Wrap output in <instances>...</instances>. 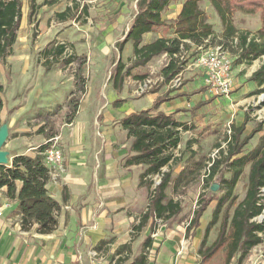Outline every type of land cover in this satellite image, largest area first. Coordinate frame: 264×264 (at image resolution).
<instances>
[{
  "label": "rangeland",
  "instance_id": "obj_1",
  "mask_svg": "<svg viewBox=\"0 0 264 264\" xmlns=\"http://www.w3.org/2000/svg\"><path fill=\"white\" fill-rule=\"evenodd\" d=\"M183 1L172 0L164 12L163 16H168L165 19L169 24H174L173 16L176 15V10ZM136 2L137 0H37L39 7L31 22L28 16L29 0H23L20 27L12 54L4 63L0 62V83L3 84L2 98L6 104L8 119H12L14 115L16 116L15 126L36 129L30 133L33 135V144L38 146L37 150L43 144H49L48 140L55 136H59L60 143H65L70 149L71 145L75 144L74 129L71 127L76 125L73 122H75L77 111L84 107L86 102L90 103L93 98L95 99V96L98 98L100 95L103 102L109 98L107 84L114 85L111 75L120 57L128 65L134 64L133 44L127 43L121 51L118 43L125 37L138 11ZM200 7L214 29V34L209 37L210 41L206 43V47L222 44L233 58L236 85L229 96H218L221 97L220 99L224 98L227 101L226 104L233 102L238 105L234 104V108L225 110L224 106L227 107V105H223L221 100V104L212 109H206L201 116L198 115L197 119H189L191 129L184 131L182 134L184 142L176 150L174 161L163 169L172 172V179L184 171V177L181 178L176 191H173V183H170L167 188L168 193L181 203L183 210L178 217L184 222L191 221L194 212L201 206V198L207 199L211 197L212 192L216 193V197L201 217L200 224L204 225L203 234L212 218L219 197L225 191L223 177L230 179L237 167L231 164L233 157L226 159L228 136L232 133L231 125H240L246 113L250 117L244 135L262 124V130L252 137L244 153L260 145L264 137V92L254 95L249 94L252 90L241 92L238 97L228 101L233 93L242 88L245 72L249 74L256 71L264 63V56L241 68L236 63L237 38L232 39L223 35L222 21L210 1H202ZM62 13H66V16L63 17ZM233 17L235 25L240 30L256 33L262 25L260 13L250 15L237 11ZM173 31V28L160 27L157 29V35L174 37ZM186 42L190 46L184 48L180 56L184 64L199 53L197 45L191 40ZM59 45L65 46L62 53L57 52ZM48 50L56 52L48 53ZM169 58V55L165 58L156 56L146 66H131V78L141 74L153 77L158 75L170 61ZM49 61H52L51 69L46 68V63ZM196 74L203 76L202 73L196 72ZM185 75L186 78L179 87L188 80L189 71H186ZM128 78L129 76L126 79ZM163 86L164 83H161L150 91ZM203 86L198 81L192 92H201L204 90ZM145 94L136 95V97L143 96L139 106L146 101ZM70 96L74 102L68 100ZM194 102L193 106L198 105L195 100ZM8 119L3 123L0 119L1 126L4 123L8 124ZM15 126L9 128L8 142L4 145L6 149L19 145V135L14 132ZM119 135L121 141L119 145L127 144L129 137L125 138V132ZM96 136L101 135L98 133ZM101 139L105 142L104 138ZM214 153H216L215 159L221 162L215 176L208 182V172L211 167L209 163L212 162ZM249 170L250 164L246 165L236 185L237 200L230 210L231 215L236 205L246 195ZM153 179L155 182L159 176L156 174ZM154 187L155 184L150 191ZM260 194L261 203L264 204V187ZM221 218L211 230L209 244L213 243L218 236ZM253 220L257 222L264 220V208L262 213ZM238 257V254L235 255L230 264H239ZM258 263H264V242L262 245L253 247L242 264ZM208 264H225V249H221Z\"/></svg>",
  "mask_w": 264,
  "mask_h": 264
},
{
  "label": "crops",
  "instance_id": "obj_2",
  "mask_svg": "<svg viewBox=\"0 0 264 264\" xmlns=\"http://www.w3.org/2000/svg\"><path fill=\"white\" fill-rule=\"evenodd\" d=\"M181 8L182 5L173 16L175 21ZM157 29L145 33L143 43L163 37L157 35ZM173 34L175 35L174 31ZM127 43L133 44L132 41ZM167 55L163 53L159 56L165 58ZM238 65L241 68L246 66L245 63ZM196 72L202 73L199 70L189 72L188 80L181 87L170 88L164 83L162 88L146 93V101L140 106L143 96L136 97L135 88L141 78H131V75H128V79V76L125 77L120 89L115 88L112 83L107 84L109 98L105 102L100 95L98 98L95 96L90 103L86 102L77 111L73 122L76 125L71 127L74 129L75 144L70 149L65 143L62 144L66 172L58 177L51 176L47 184L49 193L62 206L57 228L46 234L39 233L37 225L28 231L22 230L19 216L13 213L18 201L7 196V187L0 188V264H78L81 257L84 264H141V255L146 257L143 264H198L204 225L192 228L187 235L189 221L184 222L178 217L183 208L170 218L154 220L151 216L142 227L139 226L151 198L150 188L146 184H140L141 174L148 165L126 164L128 157L134 154L130 151L133 137L128 135L121 123L124 117L150 108L158 96L167 93L170 98L162 102L154 113H174L175 120L187 125L190 124L189 119H197L206 109L221 104V100L225 105L227 101L213 95L205 83L204 75L199 76ZM253 72H245L242 88L233 93L228 101L238 97L241 92H249L257 87L250 80ZM198 81L204 85V90L192 92ZM71 99L72 96L68 100ZM118 100L122 101L121 104L114 105ZM194 100L198 105L193 106ZM234 104H226L224 109L230 110L238 105ZM6 110L4 102L0 113L2 123L8 119ZM15 117L13 115L12 119H8L9 128L15 126ZM179 129L181 141L173 149L174 155L184 142L182 134L188 131L181 127ZM35 130L15 126L14 132L19 135V145H14L11 149L3 146L8 151V166L12 165L13 158L17 155L36 156L39 153L30 133ZM123 132L126 134L125 138L129 137V141L119 145L121 141L118 136ZM98 133L101 136H96ZM178 177L170 182L173 183V191H176ZM17 186L20 189L22 182L18 181ZM166 192L168 198L165 202L170 199L179 202L167 190ZM196 230L198 231L193 234ZM148 238L152 243L150 247H145ZM93 249L98 252L95 258L90 255Z\"/></svg>",
  "mask_w": 264,
  "mask_h": 264
},
{
  "label": "trees",
  "instance_id": "obj_3",
  "mask_svg": "<svg viewBox=\"0 0 264 264\" xmlns=\"http://www.w3.org/2000/svg\"><path fill=\"white\" fill-rule=\"evenodd\" d=\"M172 0H137V13L134 16L132 25L124 39L118 43L122 51L128 41L133 43L134 64L127 65L120 58L111 75L114 87L120 89L124 79L131 73V66H146L154 57L163 53L170 56V61L161 70L166 82L172 79L181 68L180 56L184 48L190 45L186 40H191L195 45L203 44L214 34L213 25L207 21L205 12L201 9L200 3L205 0H184L182 8L174 24H169L164 18V12L170 6ZM219 15L223 25V35L238 40L236 50V63L251 64L256 59L264 56V0H208ZM29 20L33 18L39 5L37 0H29ZM23 0H0V62L4 63L12 54L13 45L17 40V31L20 27L22 17ZM243 12L250 15L260 13L261 27L253 33L250 30H240L234 21L235 12ZM65 17L66 13H62ZM174 29V37H159L150 43H143L144 34L157 28ZM64 45H59L57 52L62 53ZM48 53H54L51 50ZM177 55V56H176ZM52 66V61L46 63V68ZM147 74L138 77L146 78ZM250 80L254 81L257 87L249 94L264 92V63L253 72ZM3 85L0 83V113L4 106L2 98ZM170 98L169 94L158 96L153 105L139 112L124 117L121 121L127 129L128 135L133 137L130 151L134 154L128 157L126 164L145 163L148 167L141 174L140 184H146L149 188L154 185V175L161 174V181L151 191V198L148 210L142 215L140 227L153 216L155 219H166L178 214L182 207L179 202L173 199L168 200L167 187L172 181L171 171H162L174 160V148H177L180 141V127L189 130L191 126L174 119V113L165 114L156 112L162 102ZM71 102H74L71 99ZM121 100L115 101L114 105L121 104ZM249 115H245L240 125L232 124V133L228 136V147L226 159L233 157L231 164L237 167L233 176L228 179L223 177L225 191L219 197L218 203L213 210L212 218L205 228L204 235L198 250V264H208L214 256L225 249V264H230L235 255H239L238 263L242 264L250 250L262 242L259 232L264 231V221L253 220L262 213L264 204L261 203V189L264 187V137L261 144L244 153L246 145L252 137L262 130V124L254 128L249 134L244 135ZM49 144H43L36 156L17 155L13 158L12 165L0 164V188L7 187V196L18 201L14 215L19 216L21 228L24 231L30 230L37 225L39 233L53 232L59 223L58 215L61 204L56 200L47 188L51 180V172L44 160V152ZM224 152V151H223ZM243 155H240L242 154ZM221 161L216 159L211 165L207 181L213 178ZM250 164L249 183L245 197L234 208L237 195L235 188L239 178L246 167ZM184 172V171H183ZM180 173L175 184V190L181 183L184 174ZM21 181L22 186L18 189L17 182ZM216 197L211 194L207 199L201 198V206L194 212V215L187 226V235L192 228L200 226L203 213L208 205ZM222 217V218H221ZM221 218L220 230L213 243L209 244V236L212 228ZM151 239L145 241L144 246H151ZM127 247V245H126ZM141 255V264L145 261Z\"/></svg>",
  "mask_w": 264,
  "mask_h": 264
},
{
  "label": "built area",
  "instance_id": "obj_4",
  "mask_svg": "<svg viewBox=\"0 0 264 264\" xmlns=\"http://www.w3.org/2000/svg\"><path fill=\"white\" fill-rule=\"evenodd\" d=\"M207 42H209L208 39L203 44L197 45L198 55L185 64L182 63L179 72L168 82H166L162 72L154 77L149 75L137 82L135 94L141 96L161 83H167L170 88H178L186 78V71L199 70L203 73L206 85L213 95L229 96L236 85L232 55L222 44L207 48ZM151 72L155 71L151 70ZM48 142L49 147L42 154L44 155L45 163L50 169L51 176L58 177L65 173L67 168L63 145L60 143L59 136L50 138ZM215 155L216 153L213 154V160L209 163V166L216 160ZM162 171L164 172V169ZM158 176L159 179L154 182L155 186L161 181L162 175L158 174ZM259 235L262 237V242L259 245H262L264 242V231L259 232ZM90 255L95 258L98 252L93 249L90 251ZM78 264H84L82 257Z\"/></svg>",
  "mask_w": 264,
  "mask_h": 264
},
{
  "label": "water",
  "instance_id": "obj_5",
  "mask_svg": "<svg viewBox=\"0 0 264 264\" xmlns=\"http://www.w3.org/2000/svg\"><path fill=\"white\" fill-rule=\"evenodd\" d=\"M9 137V125L4 123L0 126V164L7 165L9 162L8 151L3 148ZM264 264V263H258Z\"/></svg>",
  "mask_w": 264,
  "mask_h": 264
}]
</instances>
